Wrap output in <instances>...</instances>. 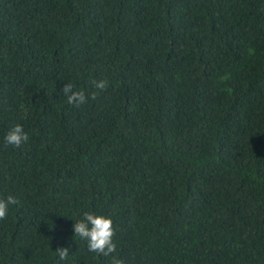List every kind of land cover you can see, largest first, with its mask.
<instances>
[{
	"label": "trees",
	"instance_id": "1",
	"mask_svg": "<svg viewBox=\"0 0 264 264\" xmlns=\"http://www.w3.org/2000/svg\"><path fill=\"white\" fill-rule=\"evenodd\" d=\"M9 196L0 264H111L85 212L124 264H264V0H0Z\"/></svg>",
	"mask_w": 264,
	"mask_h": 264
},
{
	"label": "clouds",
	"instance_id": "2",
	"mask_svg": "<svg viewBox=\"0 0 264 264\" xmlns=\"http://www.w3.org/2000/svg\"><path fill=\"white\" fill-rule=\"evenodd\" d=\"M91 85L100 91H105L108 87L107 80H92ZM74 86L69 83L65 84L62 89L63 94L67 98V103L74 107H81L89 100H95L97 93L93 91L90 96L84 91H74ZM29 140L28 135L24 132L21 125L13 127L5 136V141L8 145L19 148L23 143ZM19 202L12 196L7 200H0V220H5L8 215L9 205H15ZM73 232L81 240L87 241L89 252H93L104 257H112L111 264H124L121 259H118L113 254L116 252V244L113 242L115 229L113 221L105 216L94 215L90 212L83 213L82 219L76 221L73 225ZM56 254L60 261L65 260L69 256V249L58 248Z\"/></svg>",
	"mask_w": 264,
	"mask_h": 264
}]
</instances>
